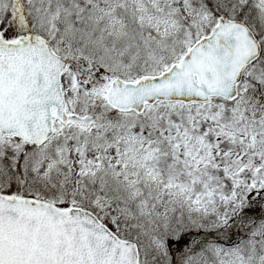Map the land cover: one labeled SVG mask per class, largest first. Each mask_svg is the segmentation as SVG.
I'll use <instances>...</instances> for the list:
<instances>
[{
  "label": "snow or ice",
  "instance_id": "obj_1",
  "mask_svg": "<svg viewBox=\"0 0 264 264\" xmlns=\"http://www.w3.org/2000/svg\"><path fill=\"white\" fill-rule=\"evenodd\" d=\"M0 264H264V0H0Z\"/></svg>",
  "mask_w": 264,
  "mask_h": 264
}]
</instances>
